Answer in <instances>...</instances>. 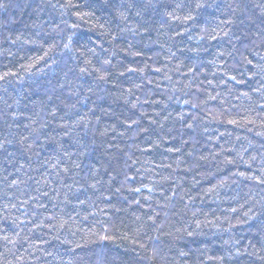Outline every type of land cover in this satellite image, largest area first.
Instances as JSON below:
<instances>
[{"label":"trees","instance_id":"1","mask_svg":"<svg viewBox=\"0 0 264 264\" xmlns=\"http://www.w3.org/2000/svg\"><path fill=\"white\" fill-rule=\"evenodd\" d=\"M0 4V264H264V0Z\"/></svg>","mask_w":264,"mask_h":264},{"label":"snow or ice","instance_id":"2","mask_svg":"<svg viewBox=\"0 0 264 264\" xmlns=\"http://www.w3.org/2000/svg\"><path fill=\"white\" fill-rule=\"evenodd\" d=\"M201 6L202 5L197 4V7H201ZM3 7H5V5L0 4V8H3ZM191 18H192L191 16L186 17V19H191ZM225 23H231V21H225ZM66 47H67V45H66ZM249 63H251V61H249ZM81 71L83 72L84 69H81ZM101 78H103V77H101ZM0 79H3V77H0ZM233 79H234V77H233ZM33 131H35V129H33ZM24 139L26 140L27 137H24ZM3 146H4L3 143H0V148H2ZM65 155L68 156L69 158H71V154H69L67 151H65ZM75 166L79 167V164H76ZM64 171H67V169H65ZM13 183H15V181H13ZM261 183H264V181H261ZM136 191L138 192L139 189H136ZM44 195H47V193H44ZM5 239H8V237H5ZM220 259H223V258L221 257Z\"/></svg>","mask_w":264,"mask_h":264}]
</instances>
